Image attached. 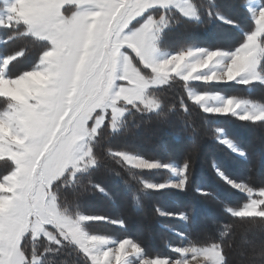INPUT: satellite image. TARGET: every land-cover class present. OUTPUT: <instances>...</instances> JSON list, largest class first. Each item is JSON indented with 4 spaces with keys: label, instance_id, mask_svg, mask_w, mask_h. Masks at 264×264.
<instances>
[{
    "label": "trees",
    "instance_id": "1",
    "mask_svg": "<svg viewBox=\"0 0 264 264\" xmlns=\"http://www.w3.org/2000/svg\"><path fill=\"white\" fill-rule=\"evenodd\" d=\"M189 1L197 11V20H188L174 9H155L132 27L150 16L155 20L166 18L158 48L171 53L188 48L233 51L255 29L246 0ZM68 10L72 9L64 12ZM25 31L21 24L0 27V56L21 54L7 68L9 78L36 69L42 54L51 48L48 42L25 35ZM261 41L264 44V36ZM128 54L141 73L149 76L140 60L132 52ZM259 72L264 76V51ZM188 87L200 92H223L264 105V87L259 84L238 86L233 92L230 86L187 85L171 78L167 86L148 92L160 104L157 112H146L139 105L127 106L128 113L117 131L111 130L108 118L90 143L94 166L76 173L74 178L68 171L51 186V193L67 216L94 219L83 225L87 233L132 240L149 258H176L170 248L183 244L193 248L216 245L222 264H234L235 248L246 249L248 233L264 235V218L231 215L230 210L242 208L248 197L226 180L243 183L252 191L264 190V122L208 115L190 101ZM10 105L9 99L0 97V112ZM220 130L244 152V157L236 156L218 141ZM122 153L184 169L183 190L148 189L146 183H166L171 173L132 168L118 156ZM14 168L10 160H0V181ZM182 216L185 220L180 219ZM241 240L246 241L242 247ZM20 249L25 264L35 258L40 259L39 264H92L68 241L57 245L28 234ZM254 261L264 264V257Z\"/></svg>",
    "mask_w": 264,
    "mask_h": 264
},
{
    "label": "rangeland",
    "instance_id": "2",
    "mask_svg": "<svg viewBox=\"0 0 264 264\" xmlns=\"http://www.w3.org/2000/svg\"><path fill=\"white\" fill-rule=\"evenodd\" d=\"M66 9L72 10L64 12ZM155 9H174L188 20H197L189 0H0V27L21 22L33 36L51 45L43 58L49 81L47 93L35 101V109L28 105L26 109L23 104L14 112L18 116L13 119L15 130L19 132L3 144L5 151L0 153V158L11 160L15 166L7 182L0 183V264H25L20 246L28 234L57 245L68 241L83 249L88 244L93 264H222L216 245L193 248L183 244L170 248L176 258H149L132 240L91 236L82 225L93 218L72 219L59 210L51 193V186L68 171L74 178L94 166L90 143L108 118L111 130L117 131L128 113L125 107L139 105L150 113L159 110L160 104L149 97L147 90L167 86L171 78H176L169 75L170 69H180L169 65L159 76L151 71L145 76L128 54L132 52L154 71L158 70V60L167 61L169 56L157 48L166 18L155 20L150 16L132 27ZM260 16L263 19L256 21L244 46L250 75L255 78L259 77L264 46L259 40L264 34V9ZM30 111L37 116H30ZM120 155L133 168L161 167L138 156ZM168 169L174 176L167 187L182 188L183 170ZM226 182L248 197L242 208L230 210L231 215L264 218V192L252 191L243 183ZM180 219L185 220L184 216ZM248 239V244L244 245V240L239 244L246 249L235 248L234 264H258L254 259L264 257V235L255 231L248 233ZM39 263L38 258L31 261Z\"/></svg>",
    "mask_w": 264,
    "mask_h": 264
},
{
    "label": "crops",
    "instance_id": "3",
    "mask_svg": "<svg viewBox=\"0 0 264 264\" xmlns=\"http://www.w3.org/2000/svg\"><path fill=\"white\" fill-rule=\"evenodd\" d=\"M246 8L250 13L252 20L255 23V28H256V25H257L256 21L263 19V17H261L260 14L262 10L264 9V5L262 4L261 0H246ZM196 14H197V11H196ZM197 19H198V14H197ZM14 23H17V21H14ZM19 24H23V23L19 22ZM23 25L26 27V31L28 32L29 36L37 40H40L29 32L25 24ZM162 29L163 28L160 27V32H159L158 39H157V48H158L159 36H160ZM252 33L253 32H251L250 34ZM250 34L246 35V41L244 42V44H242L240 47H238L237 49L233 51H224V50L211 51V50H207L203 48H190L189 50H186L185 52H180L177 54L162 51L163 53H166L169 57H167V61L165 63L164 61L166 59L165 60L161 59L160 61L158 60L157 66H156V68L158 69L157 71H154L153 68H150L151 70L146 68L143 65V63L142 65L146 69L151 71L153 73V76H159V74L161 73L160 71H164V70L166 71V68L169 65L170 67H172L171 65H173L175 69H180V71L175 72V70L171 68L169 75L182 80L187 85L203 84V85L230 86L229 91H233V92H236L235 88L238 86L248 87L253 84H259L264 87V76H262L260 72H258L259 77L257 78L250 75L251 71L249 67L251 66L248 64L249 57H246V53H245L246 51L244 49L245 48L244 46L248 42V37ZM263 36L264 34L262 35V37ZM262 37L259 39L261 46H262V41H261ZM40 41H44V40H40ZM262 47L264 51V46ZM50 50L51 48L48 51H46L44 54H42L36 69L30 72L23 73L16 78H9L7 76V68L9 64L13 60H15L17 57H19L21 54H17L11 57L0 56V97L9 99L11 101V105L9 106V108L3 112H0V153L5 151L4 145L6 144L7 141H9V138L14 136L16 132H19V130H15L16 122H14L13 119L18 116L15 115L17 112L16 113L14 112L17 109L21 108L23 104L26 105V109L28 108V106H30L31 110L35 109V106H34L35 101L38 99L42 100L43 97L45 96L44 94L47 93V86H48L49 81L47 79L48 77L47 72L45 71L43 67V62H44L43 58L44 56L48 54V52H50ZM259 67H258V70H259ZM254 75L256 76V74ZM149 90L150 88L147 90V93ZM187 93H188V98L190 99V101L198 105L202 109V111L208 115L233 116L241 121H248L251 123L264 122V105L258 102H255L253 100L240 98L235 95H228L223 92H200L196 90L195 88H191V87H188ZM29 115L37 116L35 112L33 113L32 111L29 112ZM221 135H224L222 139L220 138ZM219 136H220L219 139H221L220 142L226 148H228L233 154L239 157L240 156L244 157V153L240 152L236 144L233 143L231 140H229L225 136L222 130L219 131ZM2 159H6V158H0V160ZM151 163L155 165H160L161 167L152 168V169H142V168H135V169L151 170V171L165 170V171L170 172L172 177L166 183H163V184L157 185L153 183H146L145 186L148 189H151V190H164V189L183 190L184 185H185V180H184V184L182 188L167 187V185L172 181V178L174 176L173 173L168 169L169 167L178 168L180 170H183V172H184V169L179 168L174 164L164 165V164L157 163V162H151ZM10 174L5 176L0 181V183L5 184ZM183 179H184V174H183ZM239 185H242V184H239ZM242 186L245 187L244 185ZM261 192H264V191L261 190ZM91 221H94V219ZM83 225H82V228H83ZM91 236H95L96 238L104 237V238L114 239L111 237L99 236V235H91ZM87 245L88 244H85L83 249L80 247L82 250L78 246L76 245L75 246L82 253H84L89 258L90 262L92 263L89 257V253L87 252V249H86Z\"/></svg>",
    "mask_w": 264,
    "mask_h": 264
}]
</instances>
